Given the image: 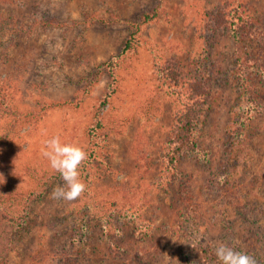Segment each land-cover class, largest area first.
Wrapping results in <instances>:
<instances>
[{"label": "rangeland", "instance_id": "374dc122", "mask_svg": "<svg viewBox=\"0 0 264 264\" xmlns=\"http://www.w3.org/2000/svg\"><path fill=\"white\" fill-rule=\"evenodd\" d=\"M239 4L258 22L249 53L264 69V0H0V264H219L221 241L264 264V72L242 74L241 47L213 22ZM153 9L122 53L128 23ZM173 68L206 79L210 99L197 154L170 170ZM246 90L254 134L238 142ZM57 134L87 153L72 201L53 198L64 181L41 151Z\"/></svg>", "mask_w": 264, "mask_h": 264}, {"label": "trees", "instance_id": "16d2710c", "mask_svg": "<svg viewBox=\"0 0 264 264\" xmlns=\"http://www.w3.org/2000/svg\"><path fill=\"white\" fill-rule=\"evenodd\" d=\"M243 5H237L230 12L223 10L218 11L213 19L215 26H225L229 29L234 37L236 45L241 47L238 52V60L240 61V72L244 74L249 70L264 72L262 67L263 61L257 56L249 53L250 45L256 43L259 48V43L263 38L259 32L258 22L251 16H246L242 11ZM157 16V10L143 13L137 23H128L132 30L125 42L122 53H132L139 43L138 33L141 26L148 24ZM87 22L94 23L96 19L92 16L86 19ZM97 22L106 23L105 20L99 19ZM246 53V54H244ZM242 55V56H241ZM114 66L108 65L110 79L112 84L116 83ZM169 76L165 80L173 82L169 84L170 94L174 97L173 121L168 131L167 140L165 142L163 161L166 168L175 170L180 159L192 157L197 154L199 148L198 135L200 132L201 117L210 99V90L208 81L204 78L194 76L191 80L183 79L178 74V69L173 68L169 71ZM246 75V73H245ZM161 80L160 78H157ZM113 90V89H112ZM109 103V94H106L93 116V126L88 130V138L90 141L98 142L102 140L101 131L103 129V121L100 116V111ZM56 104L50 105L55 107ZM240 110L234 115V123L236 125V138L238 142L248 141V137L254 134V99L249 91L244 92L240 103ZM241 154L238 153V158ZM244 158V157H241ZM250 157L245 158L249 160ZM242 161V160H241ZM240 161V162H241Z\"/></svg>", "mask_w": 264, "mask_h": 264}, {"label": "clouds", "instance_id": "9594fccd", "mask_svg": "<svg viewBox=\"0 0 264 264\" xmlns=\"http://www.w3.org/2000/svg\"><path fill=\"white\" fill-rule=\"evenodd\" d=\"M41 151L48 159L50 167L64 181L53 189V198L72 201L80 197L86 190L79 171L81 163L87 159L86 151L78 144L62 142L59 134L46 140ZM215 255L219 264H257L253 255L222 241L218 242Z\"/></svg>", "mask_w": 264, "mask_h": 264}]
</instances>
